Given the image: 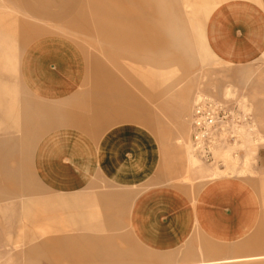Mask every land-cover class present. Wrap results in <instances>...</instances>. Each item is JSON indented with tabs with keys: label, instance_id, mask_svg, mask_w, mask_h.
I'll use <instances>...</instances> for the list:
<instances>
[{
	"label": "rangeland",
	"instance_id": "374dc122",
	"mask_svg": "<svg viewBox=\"0 0 264 264\" xmlns=\"http://www.w3.org/2000/svg\"><path fill=\"white\" fill-rule=\"evenodd\" d=\"M132 1L69 0L80 14L79 23L72 24L69 16L33 17L12 1L0 0L14 5L2 10L40 25L6 27L17 36L16 45L0 40V84L8 87L0 92V209L8 207L5 214L0 211V264H103L108 259L112 264H264V256L239 259L241 255L232 254L244 241L231 246L228 233L217 241L206 238L198 229L197 218L190 231L149 249L137 238L128 207L125 218L123 212L109 216L103 208L100 179L83 191L66 194L46 187L36 177L32 156L51 127L50 114L24 80L21 59L28 46L42 39L68 40L71 49L82 55L86 67L76 97L78 111L107 115L113 122L140 124L153 131L158 141L159 175L165 184L188 186L194 192L215 178L236 173L260 175L250 170L264 146V54L251 63L226 61L212 52L206 37L207 27L215 23L214 10L228 0L172 1L173 51L187 40L186 27L190 43L185 59L175 53L172 64L162 58L166 50L160 45L156 52L151 51L158 62L150 64L144 56L138 58L136 45L129 42L120 47L106 39L101 27L134 26ZM254 1L264 8V0ZM156 4L158 15L153 22L160 25L166 22L165 3L157 0ZM142 12L141 18L148 20ZM188 59L195 65L187 63ZM149 72L157 79L151 81ZM191 82V91L182 97V89ZM165 83L168 89H156ZM200 94L242 99L254 114L253 132L243 130L240 143L217 149L218 157L225 161L223 170L203 162L190 145L189 119ZM6 142L10 144L5 149L2 144ZM235 149H242L239 157L233 155ZM189 153L195 157L192 162ZM5 224L11 225L8 232L3 231ZM117 253L123 256L107 257Z\"/></svg>",
	"mask_w": 264,
	"mask_h": 264
},
{
	"label": "crops",
	"instance_id": "0c3cea01",
	"mask_svg": "<svg viewBox=\"0 0 264 264\" xmlns=\"http://www.w3.org/2000/svg\"><path fill=\"white\" fill-rule=\"evenodd\" d=\"M10 1L18 5L22 13L33 17L69 16L72 24H77L80 17L69 0ZM156 1L128 2L133 5L134 26L101 27L105 37L120 47L129 42L136 45L138 58L144 56L150 64L158 62L151 51L156 52L159 45L166 50L162 57L166 58V63L174 62L175 53L184 60L190 48L188 28L187 40L177 45L174 52L173 0H162L166 22L160 25L153 22L158 15ZM13 4L0 3V40L9 41L11 46L16 45L17 36L6 27H40L2 10V7L14 8ZM142 10L149 16L148 20L141 18ZM213 16L215 23L207 27L206 37L216 56L234 63H251L264 54V8L258 2L228 0L214 10ZM71 48L68 40L42 39L28 46L21 59L24 80L44 101L45 110L50 114L51 127L39 140L32 156L39 181L54 191L69 194L83 191L100 179L103 208L108 209L109 216L123 212L125 218L128 207L133 230L149 249L177 238L175 234L190 231L197 218L199 231L210 240H220L223 233H228L231 246L244 241L239 251L231 252L241 255L237 258L264 256V235H261L264 234V146L259 148L256 163L250 170L261 176L236 173L219 177L199 185L194 192L188 186L165 184L159 175L158 141L153 131L140 124L113 122L107 115L90 116L77 110L76 97L86 63L82 55ZM141 49L150 52L141 53ZM187 63L195 65L192 59ZM161 66L162 61L159 71ZM151 75V81L157 79L156 75ZM167 85L156 89L166 90ZM192 86L193 82L182 89L181 96L188 95ZM7 90V86L0 84V92ZM5 117L15 119L9 114ZM9 144L3 143L2 147L6 149ZM188 158L190 162L195 160L191 153ZM7 208L0 211L5 214ZM10 228L11 225L5 224L3 231L8 232ZM120 256L123 255H107L113 259ZM108 261L103 264H112Z\"/></svg>",
	"mask_w": 264,
	"mask_h": 264
},
{
	"label": "built area",
	"instance_id": "2783aa9c",
	"mask_svg": "<svg viewBox=\"0 0 264 264\" xmlns=\"http://www.w3.org/2000/svg\"><path fill=\"white\" fill-rule=\"evenodd\" d=\"M254 123V114L242 99L200 94L189 119L191 148L203 162L224 168L225 161L218 157L217 149L240 143L243 130L253 132ZM241 151L235 149L233 155L239 157Z\"/></svg>",
	"mask_w": 264,
	"mask_h": 264
}]
</instances>
